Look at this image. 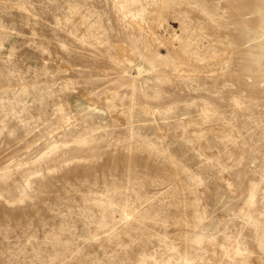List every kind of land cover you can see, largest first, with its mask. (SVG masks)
Wrapping results in <instances>:
<instances>
[{"label":"rangeland","instance_id":"obj_1","mask_svg":"<svg viewBox=\"0 0 264 264\" xmlns=\"http://www.w3.org/2000/svg\"><path fill=\"white\" fill-rule=\"evenodd\" d=\"M0 264H264V0H0Z\"/></svg>","mask_w":264,"mask_h":264},{"label":"bare ground","instance_id":"obj_2","mask_svg":"<svg viewBox=\"0 0 264 264\" xmlns=\"http://www.w3.org/2000/svg\"><path fill=\"white\" fill-rule=\"evenodd\" d=\"M140 74V72H138ZM136 75V74H135Z\"/></svg>","mask_w":264,"mask_h":264}]
</instances>
